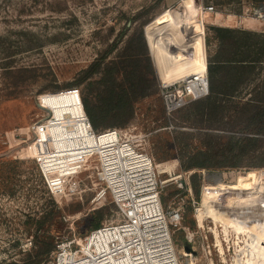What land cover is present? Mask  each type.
<instances>
[{"label": "rangeland", "instance_id": "rangeland-1", "mask_svg": "<svg viewBox=\"0 0 264 264\" xmlns=\"http://www.w3.org/2000/svg\"><path fill=\"white\" fill-rule=\"evenodd\" d=\"M259 1L179 0L168 5L166 0H0V264H53L62 246L87 234L95 210L103 208L102 223L116 218L117 207L108 190L104 196L99 195L103 184L99 183L100 178L94 168L98 162L94 158L87 162L90 165L87 170L64 179L63 194L50 190L37 160V156L47 151L41 135L37 133V126L51 116L46 106L53 109V118L65 119V113L75 117L84 112L83 105L71 91L77 93L82 101L90 86L87 83L75 84L76 80L110 47L132 18V27L107 60L115 57L122 50L124 41L143 27L155 72V92L137 101L135 114L127 126L116 128L131 132L133 143L151 153L159 170L165 172L160 176L168 180L164 209L184 210L185 220L176 227L172 226L181 263L236 264L248 257L251 238L246 228L251 226L250 223L252 226L257 224L256 219L252 221L237 214L242 224L232 223L234 217L228 213L225 215L228 219L217 215L216 211L220 209L215 206L218 201L246 192L245 187L230 186L234 194L231 196L225 193L226 188L215 187L216 183L234 184L237 181L219 180L218 175L207 173L203 168L188 171L181 168V162L188 161L205 146L199 135L194 136L204 128L193 127L180 119L182 114H194V109L188 106L196 95L183 98L187 92L173 93L172 89L162 92L161 86L165 82L158 77L147 30L148 26L158 25L155 23L159 17L169 15L165 23L174 25L180 41L193 34L202 35L206 60L218 46L212 37V26L241 27V24H246L252 32L259 33L251 38L250 48H245L246 52L252 50L250 59L258 58L256 70L244 87L223 103L227 106L223 121L231 124L251 94L264 95V20L250 14V8ZM207 6L213 9L206 11ZM175 57L178 56L172 55L173 59ZM98 77L99 74L95 75L93 80ZM168 94L174 95L176 104H184L169 111ZM205 95L197 99H203ZM217 119L210 121L219 125ZM62 131L68 134V131ZM214 131L230 133L219 126ZM83 134V125H78L75 131L70 132L69 146L94 144L93 138ZM109 136L117 137L113 134L104 137ZM214 145L219 146L215 141ZM262 146L244 158L246 166L243 167L249 173L237 171L233 178L240 176L243 180L264 169V164L248 165L264 158V144ZM83 150L72 152L71 163L84 159L88 153L75 158ZM186 156L190 158L186 159ZM70 165L61 168L56 175L47 174L48 178L60 184L64 175L70 172ZM194 183L200 190L198 195ZM193 201H196V207ZM189 202L193 206L192 211L187 207ZM200 207L208 209L203 224L196 215ZM261 210L259 215L264 213L263 208ZM185 246L192 250L187 251ZM45 250L51 253L50 259L43 262L39 253Z\"/></svg>", "mask_w": 264, "mask_h": 264}, {"label": "trees", "instance_id": "trees-1", "mask_svg": "<svg viewBox=\"0 0 264 264\" xmlns=\"http://www.w3.org/2000/svg\"><path fill=\"white\" fill-rule=\"evenodd\" d=\"M262 2L264 0L257 4ZM133 19L75 82L78 85L87 83L90 86L88 93L83 94L82 103L91 125L97 131L127 126L135 114L137 101L155 92V72L143 27H139L124 41L122 50L115 57L107 60L118 48L129 27H132ZM211 31L218 46L207 60L208 93L205 98H196L188 106L189 109H194V114H182L180 118L193 127L204 128L194 136L199 135L205 146L200 148L194 157L186 156V159H190L181 162V168L184 171L203 168L207 173L219 171L223 179L230 182L237 171L249 173L243 167L246 166L243 164L244 158L250 156L254 150L259 151L264 144V95L250 93L248 100L238 109L237 118L231 124L223 121L227 110L223 103L233 98L244 87L257 68L258 58L250 59L252 50L248 49L246 52L245 48H250L251 38L259 33L226 26H212ZM97 74L98 79L93 80ZM214 119L220 124L216 125L214 121H210ZM217 126L229 130L230 133H216L214 129ZM214 141L219 144L218 147L214 145ZM259 164H264V158L248 165L260 166ZM196 187L194 183L198 195L200 190ZM166 189L168 188L161 193L162 204L167 200ZM224 191L228 195H234L230 186ZM187 207L189 211L193 210L191 202ZM103 216V208L94 211L90 230L102 224ZM191 223H194V220ZM50 253L45 250L39 253V257H42L43 262L48 261Z\"/></svg>", "mask_w": 264, "mask_h": 264}, {"label": "built area", "instance_id": "built-area-1", "mask_svg": "<svg viewBox=\"0 0 264 264\" xmlns=\"http://www.w3.org/2000/svg\"><path fill=\"white\" fill-rule=\"evenodd\" d=\"M212 9V6L205 7L206 11ZM250 12L251 16L264 20V2L252 6ZM194 81L198 83L195 99L208 93L207 72L164 83L161 86L162 92L172 89L175 91L173 93H186L193 88ZM71 94L83 105L77 93L71 91ZM167 101L169 111L184 104L181 102L171 105L172 102L168 99ZM46 107L51 111V116L37 126V133L41 135L43 147L47 151L37 156V160L50 190L63 194L64 179L87 170L90 166L87 162L94 158L98 162L94 168L99 175V183L103 184L99 195L104 196L108 190L117 207L116 218L103 222L83 237L69 240L57 251L53 264H182L174 242L172 226L181 224L184 210L164 209L161 193L168 180L160 177L165 172L159 170L154 156L146 149L137 147L130 139L132 135L127 129L115 127L97 131L85 114L88 123L86 135L94 139V144H82L84 152L89 153L84 159L70 163V172L64 175L60 184L55 183L46 175L42 162L50 155L52 148L47 137L48 125L55 123L53 109ZM65 116V119L71 118L69 113H65ZM65 127L69 131L76 129L73 123ZM111 134L117 136V139L111 140L109 136L105 140L110 139L111 144L103 143V146L101 138ZM106 151H110L107 158ZM109 158L111 161L107 162ZM263 171L264 169L254 172L261 181L264 180V173H261ZM236 177L233 178L234 181L238 180ZM193 202L194 205L196 201Z\"/></svg>", "mask_w": 264, "mask_h": 264}, {"label": "bare ground", "instance_id": "bare-ground-1", "mask_svg": "<svg viewBox=\"0 0 264 264\" xmlns=\"http://www.w3.org/2000/svg\"><path fill=\"white\" fill-rule=\"evenodd\" d=\"M168 16L159 17L157 23H155L158 25L154 27L148 26L147 30L158 77L162 80L161 82L165 83H170L176 79L188 78L196 73H203L207 67V58L203 48L202 35L193 34L180 41L177 38L176 33L174 32V25L171 23H165ZM172 55H177L178 57H175V59H173ZM195 91H198V83L194 81L193 88L188 91L183 96V98L193 97L194 95H196ZM167 99L172 102L171 105L176 104V102L174 101V95L168 96ZM85 114L86 113L84 111L75 117H71L70 119L53 118V121H55V123L48 125L47 137L51 142L52 148L50 155L46 156L42 161L45 167L46 175L59 172L61 168H68L72 160V152H78V150L83 149L82 144L85 143L72 144V147L69 146L68 139L72 136H70L71 131H69L65 126L69 123H73L77 129L78 125H83V135L84 137H89L86 135V133H88V123L85 119ZM62 129L68 131V134H63ZM115 139H117V137L111 138V140ZM101 141L102 144H111L109 142V139L105 140V137H102ZM91 144L92 143H90V145ZM85 145L87 146L89 145V143H86ZM97 148L99 149L100 147L97 145ZM87 153L89 152H80L76 154L75 158L79 154ZM105 153V158L109 157L108 154L110 153V151H106ZM110 161V158L107 159V162ZM243 180L242 177L239 176L237 183L234 184H226L220 181L216 183L215 187H221L222 190L227 186H237L240 188L245 187V191L250 192H242L240 195L238 194L229 197L227 199L221 200V202L217 200L218 202L215 203V206L220 210L216 211V214L227 219L230 215L231 217H234L232 219V223L236 224L240 222V220H238L240 217L237 214H242L247 219H250L252 221L256 219L257 224H254L252 226V223H250L251 226L249 228H246V232L249 233V238H251V240H249L251 253H247L248 257L245 260H238L236 264H264V213H262V215H259L258 213L259 210L262 211L261 209H264V180L261 181L259 175L254 172L252 173V175L244 177ZM215 187L213 186V188ZM249 200L251 201L249 202ZM206 213H208V209L204 207L198 208L196 215L200 224H203L204 216ZM227 213L228 216H225ZM243 216H241V218ZM239 225H237L238 228L240 227Z\"/></svg>", "mask_w": 264, "mask_h": 264}, {"label": "crops", "instance_id": "crops-1", "mask_svg": "<svg viewBox=\"0 0 264 264\" xmlns=\"http://www.w3.org/2000/svg\"><path fill=\"white\" fill-rule=\"evenodd\" d=\"M166 1H167V4L168 5H173L176 2H178L179 0H166ZM242 23H244V22H242ZM244 25L245 26H242V24H241V27H239V26H226V27H232V28H237V29H242V30H250V28H247L246 24H244ZM255 31H258L257 28L255 29ZM216 50H217V48H216Z\"/></svg>", "mask_w": 264, "mask_h": 264}, {"label": "water", "instance_id": "water-1", "mask_svg": "<svg viewBox=\"0 0 264 264\" xmlns=\"http://www.w3.org/2000/svg\"><path fill=\"white\" fill-rule=\"evenodd\" d=\"M212 174L218 175V177H219L220 179H221V177H222V174H221L220 172H215V171H213ZM185 248H186L187 251H191V250H192V248H190L189 246H185Z\"/></svg>", "mask_w": 264, "mask_h": 264}]
</instances>
